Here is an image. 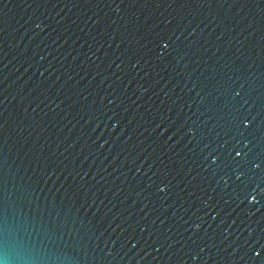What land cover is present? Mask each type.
Segmentation results:
<instances>
[{
    "label": "water",
    "instance_id": "water-1",
    "mask_svg": "<svg viewBox=\"0 0 264 264\" xmlns=\"http://www.w3.org/2000/svg\"><path fill=\"white\" fill-rule=\"evenodd\" d=\"M0 264H264V0H0Z\"/></svg>",
    "mask_w": 264,
    "mask_h": 264
}]
</instances>
